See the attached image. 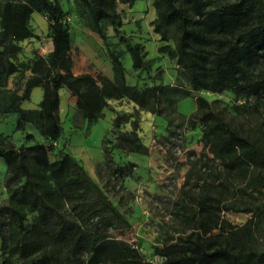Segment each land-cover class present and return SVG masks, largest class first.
<instances>
[{"label": "trees", "instance_id": "trees-1", "mask_svg": "<svg viewBox=\"0 0 264 264\" xmlns=\"http://www.w3.org/2000/svg\"><path fill=\"white\" fill-rule=\"evenodd\" d=\"M80 1L105 40L115 79L90 72L74 73L70 25L59 0H8L1 11L0 47L35 36L29 24L34 12L45 15L53 42L47 57L33 61L23 93H14L7 107L17 112V129L32 120V113H37L43 134L50 142L17 147L0 134V157L7 165L6 182L17 184L6 206L11 227L22 224L29 211L37 213L2 264H264V251L249 244L253 219L239 230L234 229L222 215L224 209L233 207L222 205L220 196L209 201L201 199L193 230L157 250L165 258L163 263L147 261L137 247L107 232V223L121 217V213L83 166L69 153L50 160L49 152L63 132L59 108L60 89L64 86L77 96L76 104L90 122L103 116L111 98L126 96L140 109L160 115L179 99L171 93L178 90L172 84L141 88L126 81L121 52L107 42V25L120 34L132 66L139 72L150 70L153 59L147 58L144 44L133 42L122 33L117 0ZM153 4L154 31L166 42L159 51L176 58L180 78L193 90L231 89L236 97L253 96L256 105L264 107V0H153ZM17 68L0 49V72L7 76ZM39 85L43 87L40 109L27 110L15 104L17 100L29 99L32 89ZM162 100L165 107H158ZM196 102L194 115L203 124V139L216 157L230 169L264 166L262 145L232 126L203 95H196ZM130 116L135 117L129 113L115 117L117 146L143 151L146 146L138 135L136 117L131 120V130L119 129L130 121ZM105 153L112 160L108 147ZM66 210L77 215L69 217ZM2 226L0 206V229ZM215 229L219 232L215 233ZM12 254H17L15 259Z\"/></svg>", "mask_w": 264, "mask_h": 264}, {"label": "rangeland", "instance_id": "rangeland-1", "mask_svg": "<svg viewBox=\"0 0 264 264\" xmlns=\"http://www.w3.org/2000/svg\"><path fill=\"white\" fill-rule=\"evenodd\" d=\"M6 1L0 0V19ZM59 1L70 25L74 73L90 72L97 77L115 79L107 45L87 7L80 0ZM117 9L123 21L122 33L130 36L133 42L144 44L147 58L153 59L150 70L139 72L132 66L120 34L112 25H107V42L121 52L126 81L141 88L172 84L178 90L171 93L179 99L160 115L140 109L126 96L111 98L103 116L90 122L78 108L77 96L64 86L60 89L59 108L63 132L54 142V150L49 152L50 160L69 153L83 166L121 213V217L107 223V232L137 247L147 261L163 263L165 258L157 250L193 230L199 216L198 202L217 196L222 198V205L233 207L224 209L222 215L234 225V229L239 230L250 218L253 219L249 244L257 251H264V166L251 165L248 170L227 167L205 143L203 124L194 115L198 109L196 95H203L232 126L264 147V107L256 105L253 96L236 97L231 89L221 92L193 90L186 80L180 78L176 58L159 51L166 42L154 31L156 11L153 0H134L133 4L117 0ZM29 24L35 36L0 47L4 49L5 58L18 67L7 76L0 72V134L17 147L50 142L43 134L37 113H32V120L17 129V112L7 110L14 93H23L32 74L33 61L47 57L53 49L45 15L34 12ZM37 89H42L41 95H34ZM184 92L188 95H183ZM42 96L43 87L39 85L32 89L29 99L17 100L15 104L19 103L27 110H38ZM158 107H165V102L162 100ZM123 113L134 114L137 118V132L146 146L143 151L117 146L118 127L114 120ZM135 117L130 116V121L122 123L119 129L131 130V120ZM105 147L109 148L112 160L107 159ZM6 169L5 160L0 157V206L3 208L0 264L37 215L35 211H29L22 224L11 227L6 206L17 184L6 182ZM66 213L69 217L77 215L73 210H66ZM16 255L12 254V257L15 259ZM83 257L86 259L87 255L83 253Z\"/></svg>", "mask_w": 264, "mask_h": 264}, {"label": "crops", "instance_id": "crops-1", "mask_svg": "<svg viewBox=\"0 0 264 264\" xmlns=\"http://www.w3.org/2000/svg\"><path fill=\"white\" fill-rule=\"evenodd\" d=\"M41 93H42V89H37L34 91V95H38V94L41 95Z\"/></svg>", "mask_w": 264, "mask_h": 264}]
</instances>
